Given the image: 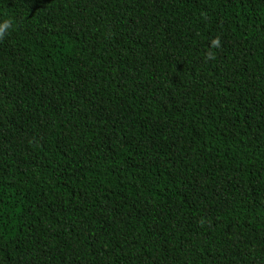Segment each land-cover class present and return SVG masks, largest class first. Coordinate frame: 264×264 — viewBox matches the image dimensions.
I'll list each match as a JSON object with an SVG mask.
<instances>
[{
  "label": "trees",
  "instance_id": "1",
  "mask_svg": "<svg viewBox=\"0 0 264 264\" xmlns=\"http://www.w3.org/2000/svg\"><path fill=\"white\" fill-rule=\"evenodd\" d=\"M0 18V264H264V0Z\"/></svg>",
  "mask_w": 264,
  "mask_h": 264
},
{
  "label": "clouds",
  "instance_id": "2",
  "mask_svg": "<svg viewBox=\"0 0 264 264\" xmlns=\"http://www.w3.org/2000/svg\"><path fill=\"white\" fill-rule=\"evenodd\" d=\"M12 28V22L9 18H0V38L4 37L9 30ZM220 47V39L219 37H215L210 41V49L207 51V57L209 59L213 58V52L211 48Z\"/></svg>",
  "mask_w": 264,
  "mask_h": 264
}]
</instances>
